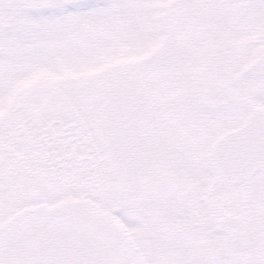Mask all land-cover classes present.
<instances>
[{
  "label": "snow or ice",
  "instance_id": "obj_1",
  "mask_svg": "<svg viewBox=\"0 0 264 264\" xmlns=\"http://www.w3.org/2000/svg\"><path fill=\"white\" fill-rule=\"evenodd\" d=\"M0 264H264V0H0Z\"/></svg>",
  "mask_w": 264,
  "mask_h": 264
}]
</instances>
